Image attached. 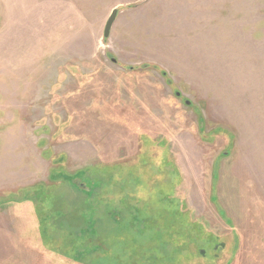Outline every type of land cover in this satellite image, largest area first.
Segmentation results:
<instances>
[{"label": "rangeland", "instance_id": "374dc122", "mask_svg": "<svg viewBox=\"0 0 264 264\" xmlns=\"http://www.w3.org/2000/svg\"><path fill=\"white\" fill-rule=\"evenodd\" d=\"M66 182L133 264L178 222L179 264H264V0H0V264H90Z\"/></svg>", "mask_w": 264, "mask_h": 264}, {"label": "trees", "instance_id": "16d2710c", "mask_svg": "<svg viewBox=\"0 0 264 264\" xmlns=\"http://www.w3.org/2000/svg\"><path fill=\"white\" fill-rule=\"evenodd\" d=\"M67 184H69V186ZM68 187H70V190H68ZM79 188L80 187L77 185L74 186L66 182V184H64V186L59 189L60 192H58V194L60 197L55 204L57 205L56 210L59 211L57 217V222L60 227L59 231L61 233L64 231L69 233L76 231L77 237L82 239L88 237L89 242L87 241L85 245L83 244V247H86V249L83 250H86L87 253L84 257H87L86 260H88L90 264H133L134 261L132 262L131 259L133 258L135 260L133 256L137 255V253H134L135 249L137 248V246L134 245V240L139 235L143 234L140 233V228L137 227L138 224L133 223L129 225L128 228L122 227V217L120 214V210H122V208H116L117 210L115 209L114 211L115 217L108 218V224L110 223L111 230L109 231V229H107V234H102L94 213L88 217L86 216V213L83 212L84 207L82 206L75 207V209L71 212H68L67 210L65 211V206L62 207V203L64 202L70 205L73 203L74 205H78L80 203L79 199L82 198L81 195L76 191V189L80 190ZM73 197L77 200L74 201ZM131 209V213H136L138 208L136 206H132ZM75 216L78 217V223H76V226L70 223L71 219ZM167 217L169 218V215L167 214V211L164 210V212L161 213L159 219L166 221ZM180 225L183 226V229L180 227ZM192 229H195V231L200 234L198 228L195 226L192 228V226H190V222L187 225L178 222L177 225H173L172 232L162 226L153 230L151 234H154V238L148 239V243L142 248V250L149 249L150 251L146 262L149 264H179L178 259H175L174 257H168V252L171 251L170 248L175 249V251L188 248L192 244H190V235L194 233L192 232ZM200 229H202V227H200ZM203 230V232L202 230L200 231L203 233V235H205L207 231L206 229ZM147 233H144V235ZM156 235H160L162 238L156 239ZM188 235L189 238L187 237ZM170 237L172 238V241ZM174 237L176 239H174ZM183 239H187L188 241L185 242ZM79 250L80 249L77 251ZM161 250L163 251L164 255L161 254ZM200 256H206L205 249L200 251ZM140 258L141 257L137 259ZM81 261L84 262V260Z\"/></svg>", "mask_w": 264, "mask_h": 264}, {"label": "water", "instance_id": "95a60500", "mask_svg": "<svg viewBox=\"0 0 264 264\" xmlns=\"http://www.w3.org/2000/svg\"><path fill=\"white\" fill-rule=\"evenodd\" d=\"M118 12L119 10L118 9H114L107 24H106V27H105V32H104V37L105 38H109L110 34H111V30H112V27L116 21V18H117V15H118Z\"/></svg>", "mask_w": 264, "mask_h": 264}]
</instances>
